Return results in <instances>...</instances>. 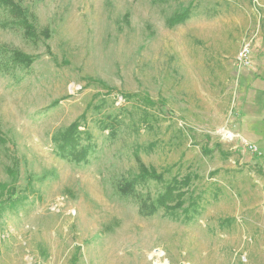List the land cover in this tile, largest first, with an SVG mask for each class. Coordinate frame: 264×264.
Instances as JSON below:
<instances>
[{
  "label": "rangeland",
  "instance_id": "1",
  "mask_svg": "<svg viewBox=\"0 0 264 264\" xmlns=\"http://www.w3.org/2000/svg\"><path fill=\"white\" fill-rule=\"evenodd\" d=\"M14 1L34 36L0 8V264H264V0ZM140 164L161 182L130 188Z\"/></svg>",
  "mask_w": 264,
  "mask_h": 264
},
{
  "label": "trees",
  "instance_id": "2",
  "mask_svg": "<svg viewBox=\"0 0 264 264\" xmlns=\"http://www.w3.org/2000/svg\"><path fill=\"white\" fill-rule=\"evenodd\" d=\"M193 7V4L191 3L189 7L185 8L182 12L180 13H174L172 16H170V20L168 22L169 26H175L176 24H180L185 22L187 19H189L191 15V9ZM0 8L6 10L11 16L14 17L15 20L11 21L12 24L17 25L19 27H22L24 29V33L27 37H33V27L31 26L30 23V18H29V13L26 12V10H22L21 7L14 1V0H0ZM0 26H3V24H0ZM48 35L46 34L44 37H47ZM13 58L12 62H17L18 64L23 65L24 67H27L31 64L32 62V57L24 55L23 53L13 50ZM92 82V80H89ZM95 82V81H94ZM97 83L105 87V84H103L100 81H97ZM107 88V87H106ZM108 92L110 91V88H107ZM111 91H113L111 89ZM120 96L123 99L126 98H132L135 97V95H129L127 96L126 94H120ZM147 104L151 106L150 100L146 98ZM144 122V121H143ZM147 123V121H146ZM78 127H79V122H73L68 128H66L64 131H61L58 133L55 138L54 142L57 143V149L60 152V154L63 156L66 153H71L75 147V138L78 135ZM5 140L0 138V144L4 145ZM79 155L83 158L85 152H78ZM138 160V159H137ZM140 170L141 174L140 176H136L130 183V188L136 184L137 182H141V180H144L145 178H149L152 180H156L157 182H161L160 179L162 178L161 175H156L153 172H148L144 166L141 164ZM7 169V175L11 179L10 184L7 183H2L0 184V189L1 193L4 189H6L7 193L9 194L8 200H12L15 195V182L16 180V174H18L17 171V166H16V159L13 157V166L12 168H6ZM145 181V180H144ZM188 179L183 180L182 182H178L177 180H173L171 183L165 184V192L158 196V198L155 200V203H152L149 208L147 214H153L155 211H157V208L162 207L163 209L167 206L168 203L174 202L175 204L173 205L174 207L179 208L182 205V201L180 200V197L183 195L180 193L177 189L178 188H173L177 187L178 184L188 183ZM8 188H10L8 190ZM156 206H155V205ZM168 210V209H167Z\"/></svg>",
  "mask_w": 264,
  "mask_h": 264
},
{
  "label": "built area",
  "instance_id": "3",
  "mask_svg": "<svg viewBox=\"0 0 264 264\" xmlns=\"http://www.w3.org/2000/svg\"><path fill=\"white\" fill-rule=\"evenodd\" d=\"M250 53L251 41H247L242 44L236 54L235 64L238 68H247L250 66ZM248 149L252 152H256V148L253 145H249Z\"/></svg>",
  "mask_w": 264,
  "mask_h": 264
},
{
  "label": "crops",
  "instance_id": "4",
  "mask_svg": "<svg viewBox=\"0 0 264 264\" xmlns=\"http://www.w3.org/2000/svg\"><path fill=\"white\" fill-rule=\"evenodd\" d=\"M213 68L215 70L214 74L216 75L215 77H213L215 81H220V80L225 78V76H222V75H221L222 77L220 76V73H218V67L217 66L213 67ZM225 80H228V79L225 78ZM210 112H213L215 114L218 113V111L215 110V109L211 110ZM215 114H213L214 116H211V117H212V119H217L218 120V115L216 116ZM208 117L210 118V116H208Z\"/></svg>",
  "mask_w": 264,
  "mask_h": 264
},
{
  "label": "bare ground",
  "instance_id": "5",
  "mask_svg": "<svg viewBox=\"0 0 264 264\" xmlns=\"http://www.w3.org/2000/svg\"><path fill=\"white\" fill-rule=\"evenodd\" d=\"M112 247V246H111Z\"/></svg>",
  "mask_w": 264,
  "mask_h": 264
}]
</instances>
